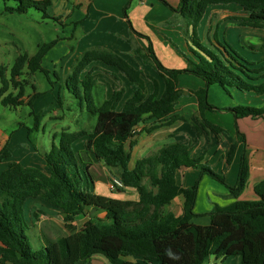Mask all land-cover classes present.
<instances>
[{"label":"trees","instance_id":"1","mask_svg":"<svg viewBox=\"0 0 264 264\" xmlns=\"http://www.w3.org/2000/svg\"><path fill=\"white\" fill-rule=\"evenodd\" d=\"M3 1L15 4L6 6L9 13L24 14L36 9L44 13V18H50L47 12L54 0ZM159 1L174 10L165 0ZM231 4L244 12L243 17L235 18L241 27L264 30V0H180L178 11L197 33L209 6ZM128 24L131 34L147 42L144 53L138 54L164 79V91L147 95L141 71L113 51L89 49L83 53L69 76L68 88L70 81L81 83L82 73L95 62H101L124 74L135 85L134 92L126 97L124 89L114 90L101 105L90 107V113L97 117L92 132L63 131L59 145L53 143L52 153L43 155L49 173L22 165L13 159L6 146L0 151V161H8L0 174V264H90L95 256H103L110 264H206L213 256L223 260L240 257L241 264H264V180L254 188L257 199H240L251 170L246 150L242 153L236 184L229 186L226 176L204 163L203 156H192L190 145L179 142L165 145L136 161L133 168L132 157L125 149L145 117L154 119L156 128L178 120L187 122L186 118L173 115L181 97L179 77L182 74L194 75L206 84L196 92L199 114L198 123L193 124L198 139H201L203 132L209 135L223 132L207 118V112L220 111L209 100L210 88L215 85L226 91L233 88L263 97L264 101V75L258 76L264 70L253 69L256 64L238 52L227 39L223 43L210 39L205 43L199 37L194 40L196 44L189 45L193 58L187 57L184 69L167 68L158 58L152 40L138 33L129 18ZM54 45L53 42L40 47L33 56L17 57L9 73L8 68L0 67V109L25 105L22 98L26 74L33 76L44 71L43 61ZM250 49L264 55V44L253 45ZM89 79V85L94 87L96 80L90 74ZM38 96H31L29 106L34 105ZM230 111L236 120L264 118V104L261 107L239 105ZM35 118V127L29 130L30 139L31 134L39 130L40 117L35 115ZM236 130L238 137L242 136L237 124ZM83 137H88L85 149L76 152L73 145ZM239 144L238 138L228 148L225 157L228 165L233 163ZM91 157L109 168L120 169L117 179L124 187L119 191L136 190L139 199L119 200L92 192L91 164L87 162ZM185 168L199 172L195 184L189 188L179 186L176 181L177 172ZM204 176H211L225 185L233 202L197 214L195 206ZM180 196L184 198V208L182 215L176 216L166 209ZM30 199H42L60 210L70 234L54 241L47 239L45 246L34 250L29 236L31 227L25 217V205ZM91 210L95 212V218L78 231L72 223ZM200 217L208 218L209 225L196 224L194 220ZM169 247L181 256L180 260L174 261L165 255Z\"/></svg>","mask_w":264,"mask_h":264},{"label":"rangeland","instance_id":"2","mask_svg":"<svg viewBox=\"0 0 264 264\" xmlns=\"http://www.w3.org/2000/svg\"><path fill=\"white\" fill-rule=\"evenodd\" d=\"M92 1L94 0H54L53 6L51 9L49 8L47 12L50 18H44V13L36 9H30L24 14L9 13L5 10L6 6H13L15 4L13 2H4L0 0V67L8 68L9 73L17 57L25 54L33 56L39 51L40 47L50 45L53 42L55 43L48 51L43 61L42 68L44 71H39L33 76L26 74L24 81L25 95L22 98L25 105L0 109V117H2L0 121V151L6 146L12 153L13 159L18 160L26 167H36L49 173L43 155L52 153L53 143L59 145L60 134L63 131L92 132L96 125L97 117L90 113V107L94 104L97 106L101 105L104 100L110 97L114 90L124 89L126 91V97L132 95L134 92L131 86L132 83L124 74L118 69H113L112 67L101 64V62L94 63L82 73L80 76L81 83L70 81L71 84L68 88L67 82L69 81V76L73 72V67L77 64V61L80 60L84 52L89 49H105L106 51L115 52L112 47H121V41L117 39L111 40L108 37H103L102 34H97V32H101V29L108 30L110 27H113V30H121L122 35L126 32H130V27L124 22L123 17L122 19H118L116 16H105L103 11L100 14H95L94 18L90 16V18L82 20L84 23L82 22L79 24L80 20H78V16L82 14L84 17L87 16V11L92 5L93 7L90 13L91 15L93 14L92 11L95 5ZM144 1L149 3V7L152 3L157 2L155 0H98L96 6L102 5L107 8V11L105 10L107 13L117 15L121 12L122 8H126L129 5V12H134L138 7L143 6L142 2ZM167 2L174 9L172 10L174 15L171 18L169 17L170 19L164 17V22L162 21V17L161 23L157 24L154 28H152L153 26L147 28L144 24H139L138 29H135L146 34L144 32V28L146 27L149 33L151 32L157 35L162 29L173 28L180 31L183 39L185 38L190 46L193 43L196 44L194 40L197 37L203 40V42L208 39V36H212L211 41L213 42L218 39L223 43L225 39H229L232 43H237V48L235 49L245 58L251 57L254 59L253 62L256 65L252 66L253 69L264 70V55L261 53V55H258L250 49L253 45L261 46L264 44V30L241 27L239 22L235 19L244 16V12L239 9L240 7L234 4H232L233 6H209L204 14V19L202 18L203 21L201 20L202 23L200 22L201 27L199 26L196 33L193 30L192 24L190 25L186 18L182 16V13L178 11L179 5L175 8V5L178 3L180 4V0H167ZM77 6L80 12L76 11L74 15H70L69 13L74 11ZM142 8L141 13L143 14L146 10ZM156 11L157 10H154L152 12L157 13V18H160L161 15L163 16L162 13ZM108 23H111V25H108ZM98 27L100 28L98 29ZM165 34L169 36L168 33L165 32ZM174 35L176 37L168 38L163 36V39L170 41L176 48L180 47L178 48L179 50L175 49L177 53L180 52L186 55L189 52L188 48L185 44L176 39L178 38L177 33ZM134 36L136 38H130L133 50L131 53L130 51L127 53L129 62L135 69L141 71V80L143 81L147 95L153 92L158 93L159 91L161 94L165 88L164 79L150 64L143 62L141 56L138 54V52H140V54L141 52L144 53V50L147 48V42L137 35ZM119 39L123 42L126 40L123 36L119 37ZM105 41L110 42V44L107 43L108 47L106 44H104V47L100 46L101 44L99 43ZM245 51L249 54H246ZM252 55L257 56L252 57ZM179 57L178 54L175 55V58L168 57L167 59H169L168 62L170 63L168 66H164L170 69H184L185 67L182 68L183 66L178 67L177 65L181 62ZM174 61L176 63H174ZM93 67L96 69L92 70ZM89 74L96 80L94 87L89 85L91 84ZM263 75L264 71L258 76ZM85 79L86 84L83 83ZM33 85L35 86V91L33 90ZM202 88H205V85L194 77H186L181 80L179 90L181 91L180 99L182 100L175 106L173 115L184 116L187 122L178 120V122L173 125V128H176V130L169 138L168 144L186 142L198 149L205 143L214 144L218 142L224 146L223 155L227 156L228 148L239 138L240 144L236 152L238 156L237 170L244 150L248 152L249 161L252 163L254 170L259 169L260 166L262 167L260 161L264 160V151H261L258 146L261 144L262 147H264V119L259 118L252 120L253 124H250V126L253 128V135L249 136L239 131L242 136L238 137L235 126V122L237 121L230 109L239 106L240 104L238 101L244 100H239L233 88H229L228 91H226L219 85L212 87L211 102L215 107L219 108L220 111H215L210 114L215 122H223V126H219L223 129L220 135L214 133L209 135L203 132L201 139L197 140L192 132L190 133V131L186 129H179L182 124L189 123L188 125L193 127V124L198 123L199 108L193 103L197 100L196 92ZM16 93H18V91ZM33 94H39V96L34 102V105L32 104L29 106ZM258 99L259 101H253V103L264 104L262 98ZM223 109H226V111ZM35 115L40 117L39 130L34 131L30 139L29 130L35 127ZM227 119L230 120L232 124H228L229 121L226 124L225 122ZM148 120L149 117H145V121L140 125L138 135L144 133L149 134L147 130L150 128L152 122H148ZM56 134L58 135L57 138L55 137ZM243 139L245 142H243ZM250 139L252 142H249ZM155 141L160 140L156 139ZM87 142L88 137H83L78 140L73 145L74 150L76 152L83 151ZM193 142L196 143L194 144ZM127 147L130 155L133 153L134 159L138 158L137 155L139 156L140 153H136L129 143ZM217 147L218 146L205 149L207 153L203 154V158L208 159L209 162L206 164L215 170L216 173L226 176L230 169V165L226 163L222 155L219 153L218 155L215 154ZM209 150L213 151V153L210 154V152H208ZM157 151L158 150L151 152L148 156ZM87 162L91 164L89 169L94 177L93 180L97 181V191L100 195H112L115 199L120 200L137 197L138 192L136 190L128 189L122 192L119 190L112 191L110 189L109 185L113 179L119 177L121 173L120 169L108 168L104 163L99 162L94 157H91ZM7 163V160L0 161V174L6 169ZM184 180L185 179L182 178V181ZM236 180L237 179L231 181L230 179H226V183L229 186H234ZM200 184V203L197 208V211L200 213L210 212L208 211L209 207L213 209L216 205L223 206L225 203L222 202V200L225 201L229 199L225 197V195L214 197L211 199L213 205L210 206L209 195L211 193H216V188L220 189L218 186H222L227 192L229 190L225 185L213 179L211 176H204ZM179 198L184 200L182 196ZM179 198L176 199L171 206L172 213L175 215H181V213H183V209L177 204ZM227 205L229 204L227 203L226 206ZM95 216V212L88 213L87 216H79L72 224L76 226L78 231L82 230L91 224ZM25 217L31 227L29 236L31 246L34 250L45 246L47 244V239L54 241L70 234L66 227L62 212L51 207L42 199L27 201L25 205ZM196 222L205 225L208 223V219H206V217H200L196 219ZM127 259L135 262L139 261L137 258ZM240 260L241 259L238 257H233L227 259L226 264H241ZM90 264L110 263L103 256H95Z\"/></svg>","mask_w":264,"mask_h":264},{"label":"crops","instance_id":"3","mask_svg":"<svg viewBox=\"0 0 264 264\" xmlns=\"http://www.w3.org/2000/svg\"><path fill=\"white\" fill-rule=\"evenodd\" d=\"M79 1V0H78ZM98 0H94V1H92L93 3H94V8H93V14L91 15V13H90V10L92 9V7H93V5H92V7L87 11V16H85L84 17V15L82 14V15H79L78 16V20H80L79 21V24L80 23H82L83 21L82 20H85L86 18H90V16H92V18H94L95 16V14H100V13H102V11L104 12V14H105V16L106 15H110V16H116L118 19H122V17L124 18V22H126V24H127V26L129 25L128 24V18H129V20L131 21V23H132V25H133V27L134 28H136V29H138V25L140 24V25H142V24H144L147 28L148 27H152V28H154V27H156V25L157 24H160L161 23V18L163 19L162 21H164V17L165 18H171L174 14H173V11H172V9L171 8H167V6L163 3V2H161V1H159V0H155V1H157V2H154V3H152L151 4V6L149 7L148 5H149V3H146V1H144V2H142V5L143 6H141V7H138L136 10H134V12H129V7H130V5L128 6V7H124V8H122V10H121V12L120 13H118V11H117V15H113V14H109V13H107L106 11H107V8H105L104 6H102V5H97L96 6V2H97ZM114 1V0H113ZM166 2H167V0H165ZM168 3V2H167ZM77 4H78V2H77ZM141 4V3H140ZM169 4V3H168ZM179 5V3L177 4V5H175V8H177V6ZM218 6H233L232 4L231 5H218ZM143 7V8H142ZM141 8L142 9H144V10H146L143 14L141 13ZM127 9V10H126ZM165 9H167V10H165ZM240 9V8H239ZM106 10V11H105ZM154 10H157L156 12H158V13H162L163 14V16L161 15L160 16V18H157V13H154V12H152V11H154ZM80 12L79 11V9H78V6H77V8L76 9H74V11H71L69 14L70 15H74L75 14V12ZM126 13H127V15H126ZM128 17V18H127ZM169 18V19H170ZM204 19V18H203ZM203 19H202V21H203ZM202 21H201V23H202ZM165 22V21H164ZM84 23V22H83ZM111 25V23H108V25ZM144 28V32L146 33V34H144V33H141V32H139V31H137L136 29V31L138 32V33H141V34H143V35H146V36H148L151 40H152V42H153V45H154V49H155V52H156V54H157V56H158V58L161 60V62L164 64V65H169V63L170 62H168L169 61V59H167L168 57H171V58H175V55L176 54H178V56H180L179 57V59L181 60V62H179V64H177L178 65V67H182V68H184V67H186L187 66V57H189V58H193V55L191 54V52H190V49H189V43L187 42V40L184 38L183 39V36H182V34L180 33V31H178V30H175V29H171V28H167V29H162L161 31H160V33L159 34H157V35H154L153 33H149V31H147V28ZM201 27V26H200ZM100 27H98V29H99ZM243 28H245V27H243ZM248 27H246V29H247ZM97 29V30H98ZM251 29V28H250ZM255 30V29H254ZM101 32H97V34H102V36L103 37H108V38H110L111 40L112 39H114V40H119V41H121V47H117V46H115V47H112V49L115 51V52H117V54L119 53V55L121 54V56L122 57H124L128 62H129V56H128V51H130V53H131V51L133 50L132 49V46H131V43H130V38L131 37H134V38H136L133 34H131V32H126L124 35H122L121 34V30H113V27H110L108 30L107 29H101L100 30ZM200 31V30H199ZM165 32L166 33H168L169 34V36H167L166 34H165ZM177 33V35H178V38H176L179 42H182L183 44H185L186 45V47L188 48V50H189V52L186 54V55H183V54H181L180 52L179 53H177V51L175 50V49H177V50H179L178 48H180V47H178V48H176L175 47V45L174 44H172L170 41H168V40H165V39H163L165 36L166 37H168V38H170V37H174L175 35L174 34H176ZM121 36H123L126 40H125V42H123L122 40H120L119 39V37H121ZM164 36V37H163ZM176 37V36H175ZM208 39H212V36H208L207 37ZM208 39L206 40V41H204L205 43H207V41H208ZM217 41H219L218 39H216ZM203 41V40H202ZM228 41L231 43V44H233L234 46H235V48H237V43L235 44V43H232L229 39H228ZM220 42V41H219ZM107 43H109L110 44V42H107V41H105V42H101V43H99V44H101L100 46H102V47H104V44H106V46L108 47V45H107ZM110 46V45H109ZM175 47V48H174ZM108 50H111V49H108ZM245 53L246 54H249L248 52H246L245 51ZM258 55H261V54H258ZM263 55V54H262ZM254 56H257V55H252V57H254ZM250 61H253L254 59H252L251 57L250 58H248ZM177 61V60H176ZM95 63H97V62H95ZM99 63V62H98ZM130 63V62H129ZM174 63H176L175 61H174ZM101 64H103V63H101ZM104 65V64H103ZM110 67V66H109ZM113 69H116V68H114V67H112ZM111 68V69H112ZM178 69V68H177ZM179 69H181V68H179ZM117 71V70H116ZM186 77H194V78H196V79H198V80H200L205 86H206V84H205V82L203 81V80H201V79H199V78H197V77H195L194 75H190V74H182L180 77H179V87H180V82H181V80L183 79V78H186ZM131 86L133 87V89H134V87H135V85L132 83L131 84ZM212 87L210 88V90H209V100H210V102H211V92H212ZM233 91L235 92V93H237V95H238V97H239V100H244V101H238L239 102V104L240 105H247V106H252V107H261V106H263V104H257V103H253V101L255 102V101H259V99L258 98H262V101H263V97H257V96H255L254 94H252V93H242V92H239L238 90H236V89H233ZM113 92V91H112ZM112 94V93H111ZM111 96V95H110ZM246 99V100H245ZM181 100L182 99H180L179 101H178V103L179 102H181ZM193 104H195V105H197V107L199 108V105H198V100H196L195 101V103H193ZM211 104H212V102H211ZM211 112H207V118L212 122V123H214V124H216V125H218V126H223V122L222 121H219V122H215V120H214V118L212 117V115L210 114ZM212 113H214V112H212ZM177 116H180V115H177ZM181 117H184V116H181ZM254 118H251V117H248V118H244V119H239V120H236L237 122H235V126H236V123H237V125H238V128H239V131H242L244 134H248L249 136L250 135H253L254 134V132H253V128L250 126V124H253V122H252V120H253ZM261 119H264V118H261ZM181 121V120H180ZM229 121V122H228ZM148 122H152L151 124H150V128L148 129V130H151L150 132H149V134H147V133H144V134H140V135H138V132H139V128H140V125L137 127V129H136V133H135V136L131 139V140H129L127 143H126V145H125V149H126V151L128 152V153H130L129 152V150H128V147H127V145H128V143H129V145H131V148H133L134 149V151L136 152V153H140L139 154V156L137 155V157L138 158H136V159H134V156H133V153H131V157H132V160H131V168H133L134 166H135V163H136V161H138L139 159H143V158H146V156H148L151 152H153V151H156V150H159V149H161L163 146H165V145H167L168 144V142H169V138L171 137V135L175 132V130H176V128H173V125L176 123V122H178V121H176V122H174V123H172L171 125H169V126H161L160 125V127H155V126H157V124H156V121L154 120V119H149L148 120ZM225 122V121H224ZM227 122H228V124H232V123H230V120H226V124H227ZM218 123V124H217ZM189 124V123H188ZM187 123L186 124H182V126L181 127H179V129H186L187 131H190V133L192 132L193 134H194V136H195V138H197V140H198V136H197V133H196V131L194 130V128L192 127H190V125H188ZM230 127V126H229ZM142 128V127H141ZM194 130V132H193V130ZM156 139H159L160 141H155ZM249 142H252V140L250 139L249 140ZM254 142V141H253ZM179 143H183V142H179ZM194 144L196 143V142H193ZM183 144H185V145H189V144H187L186 142H184ZM216 146H218L217 148H216V151H215V154H217L218 155V153L220 154V155H222V158H224L225 160H226V156L225 155H223V149H224V146L221 144V143H218V142H216V143H214V144H203L200 148H195L193 145L191 146L190 145V147L192 148V156L193 157H201V156H203V154H206L207 152L205 151V149H210L211 147H216ZM259 147V149L261 150V151H264V147H262V145L260 144V146H258ZM144 152V153H143ZM208 152H210V154L211 153H213V151H211V150H209ZM213 160V159H212ZM237 161H238V156L236 155V157H235V159H234V161H233V163L230 165V169H229V171H228V173H227V175H226V179L228 180V179H230L231 181L232 180H235V179H237L238 178V173H239V168H238V170H237ZM204 162L205 163H208L209 161H208V159H204ZM261 163H262V167L260 166L259 167V169H255L254 170V168H253V166H252V163H250V178H249V182H248V185H247V187H246V189H245V191H244V193L241 195V197H240V199L241 200H249V199H252V200H255V199H257V197H256V195H255V192H254V188H255V186L259 183V182H261V181H263L264 180V160H261L260 161ZM102 163V162H101ZM105 165V164H104ZM216 166H217V164H216ZM219 166V165H218ZM239 167H240V165H239ZM109 168V167H108ZM112 169V168H111ZM224 169H225V167H224ZM91 172V171H90ZM199 177V172L197 171V170H192V169H187V168H185V169H181V170H179L178 172H177V176H176V181H177V184L179 185V186H181V187H183V188H189V187H192L194 184H195V182H196V179ZM119 178V177H118ZM182 178H184L185 180L184 181H182ZM94 179V177L92 176V173H91V184H90V190L92 191V192H94V193H96V194H99L100 195V193H98V191H97V181H95V180H93ZM237 181V180H236ZM235 182V181H234ZM234 182H233V185H234ZM99 183V182H98ZM236 184V183H235ZM201 185V184H200ZM200 185H199V192H198V198H197V202H196V206H195V212L197 213V214H203V213H200L199 211H197V208H198V204L200 203L199 202V199H200ZM218 187H220V189H218V188H216V190H217V192L216 193H211L210 195H209V202H210V206H212L213 205V202L211 201V199H213L214 197H221V196H223V195H225V197H228L229 199L228 200H225V201H223L222 200V202H224L225 204L223 205V206H226V204L228 203V204H230L231 202H233V200H232V198H230L229 197V191L227 192V191H225L224 190V188L222 187V186H218ZM128 190V189H127ZM133 190V189H132ZM126 191V190H125ZM124 191V192H125ZM105 196V195H104ZM110 196V198H114L112 195H109ZM109 196H107V197H109ZM179 198V197H178ZM178 198H176V199H178ZM115 199V198H114ZM139 199V195H137V197L136 198H133V199H127V200H138ZM175 199V200H176ZM30 200H32V199H30ZM120 200V199H119ZM121 200H123V199H121ZM124 200H126V199H124ZM174 200V201H175ZM29 201V200H28ZM174 201L172 202V204L171 205H169L168 207H169V209H168V207H167V210H168V212H172V210H171V206L174 204ZM178 203L177 204H179V206L181 207V209H183V202H184V200L182 199V198H179V200L177 201ZM212 209H211V207H209V209H208V211H211ZM91 212H93L92 210L91 211H89L88 213H91ZM88 213L85 215V216H87L88 215ZM100 215H103L102 213L100 214ZM181 215H182V213H181ZM176 216H180V215H176ZM206 219H208V218H206ZM194 222L196 223V224H199V225H202V224H200V223H197L196 222V219L194 220ZM209 223H210V221H209V219H208V223L207 224H205V225H202V226H207V225H209ZM238 258H240V257H238ZM241 261V260H240ZM206 264H226V260H223L222 258H220V259H218L217 257H211L209 260H208V262L206 263Z\"/></svg>","mask_w":264,"mask_h":264},{"label":"clouds","instance_id":"4","mask_svg":"<svg viewBox=\"0 0 264 264\" xmlns=\"http://www.w3.org/2000/svg\"><path fill=\"white\" fill-rule=\"evenodd\" d=\"M165 255H166L169 259L174 260V261H176V260H180V259H181V256H180L178 253L174 252V251L171 249V247H169V248H167V249L165 250Z\"/></svg>","mask_w":264,"mask_h":264},{"label":"built area","instance_id":"5","mask_svg":"<svg viewBox=\"0 0 264 264\" xmlns=\"http://www.w3.org/2000/svg\"><path fill=\"white\" fill-rule=\"evenodd\" d=\"M109 187L112 191H117L120 190V188H123L124 185L119 179L116 178L111 181Z\"/></svg>","mask_w":264,"mask_h":264}]
</instances>
